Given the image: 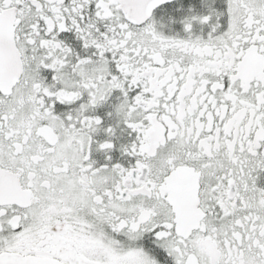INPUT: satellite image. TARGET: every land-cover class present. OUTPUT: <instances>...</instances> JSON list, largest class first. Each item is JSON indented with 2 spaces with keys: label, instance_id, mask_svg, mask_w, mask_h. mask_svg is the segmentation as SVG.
Returning a JSON list of instances; mask_svg holds the SVG:
<instances>
[{
  "label": "snow or ice",
  "instance_id": "snow-or-ice-1",
  "mask_svg": "<svg viewBox=\"0 0 264 264\" xmlns=\"http://www.w3.org/2000/svg\"><path fill=\"white\" fill-rule=\"evenodd\" d=\"M0 264H264V0H0Z\"/></svg>",
  "mask_w": 264,
  "mask_h": 264
}]
</instances>
